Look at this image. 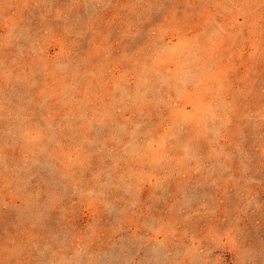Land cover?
<instances>
[{"label": "rangeland", "instance_id": "374dc122", "mask_svg": "<svg viewBox=\"0 0 264 264\" xmlns=\"http://www.w3.org/2000/svg\"><path fill=\"white\" fill-rule=\"evenodd\" d=\"M0 264H264V0H0Z\"/></svg>", "mask_w": 264, "mask_h": 264}]
</instances>
